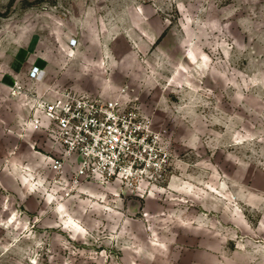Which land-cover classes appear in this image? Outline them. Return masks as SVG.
Returning a JSON list of instances; mask_svg holds the SVG:
<instances>
[{
	"label": "rangeland",
	"instance_id": "obj_1",
	"mask_svg": "<svg viewBox=\"0 0 264 264\" xmlns=\"http://www.w3.org/2000/svg\"><path fill=\"white\" fill-rule=\"evenodd\" d=\"M61 91L134 104L165 169L55 173L25 122ZM0 264H264V0H0Z\"/></svg>",
	"mask_w": 264,
	"mask_h": 264
},
{
	"label": "built area",
	"instance_id": "obj_2",
	"mask_svg": "<svg viewBox=\"0 0 264 264\" xmlns=\"http://www.w3.org/2000/svg\"><path fill=\"white\" fill-rule=\"evenodd\" d=\"M38 72V67H32L30 77ZM14 89L20 86L15 84ZM28 103L31 113L25 127L39 129L59 146L60 151L49 157L50 167L63 173L66 165L73 164L70 179L75 184L117 182L134 189L165 169L167 154L160 145V132L119 95L61 91L50 96L31 95Z\"/></svg>",
	"mask_w": 264,
	"mask_h": 264
},
{
	"label": "crops",
	"instance_id": "obj_3",
	"mask_svg": "<svg viewBox=\"0 0 264 264\" xmlns=\"http://www.w3.org/2000/svg\"><path fill=\"white\" fill-rule=\"evenodd\" d=\"M41 133V132H40ZM42 137L40 138V142L44 143V146L49 150L51 153H58L60 151L59 146L51 142L43 133H41ZM45 140V141H44Z\"/></svg>",
	"mask_w": 264,
	"mask_h": 264
}]
</instances>
